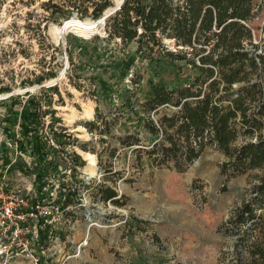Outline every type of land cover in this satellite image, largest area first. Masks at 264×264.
Returning <instances> with one entry per match:
<instances>
[{"label":"rangeland","instance_id":"1","mask_svg":"<svg viewBox=\"0 0 264 264\" xmlns=\"http://www.w3.org/2000/svg\"><path fill=\"white\" fill-rule=\"evenodd\" d=\"M47 1L0 0V89H33L52 112L50 122L57 119L65 134L76 140L62 151L53 149L49 158L54 169L48 172L50 185L42 200L60 208L58 197L63 200L70 189L77 201L55 215L54 237L49 239L48 233L41 239L53 243L42 261L236 264L235 256H250L249 248L235 246L241 232L227 231L223 223L248 198L257 171L226 179L219 169L224 157L211 149L181 172L171 162L153 164L145 153L149 147L143 129L128 116L127 109L119 108V97L128 96L132 77L139 76L144 88L147 61L135 56L134 43L121 48L115 40L105 46L104 30L87 36L73 30L55 35L53 26L66 19L51 21ZM111 3L102 16L118 2ZM244 5L250 13L248 24L260 37L264 0H245ZM71 17L92 20L79 19L75 13ZM12 108L13 100L0 104V132L13 127ZM88 109L92 110L89 119L84 116ZM72 112L77 119L71 124L68 117ZM88 123L93 127L88 128ZM77 126L80 131L75 130ZM43 128L37 127V131ZM136 132L139 142L121 147L119 138ZM74 155L85 164L80 166ZM88 155L94 156L93 174ZM99 186L114 189L121 205L101 201ZM259 214L264 220V209ZM236 249L243 253L239 255ZM2 259L0 256V264ZM11 264L32 263L15 257Z\"/></svg>","mask_w":264,"mask_h":264},{"label":"trees","instance_id":"2","mask_svg":"<svg viewBox=\"0 0 264 264\" xmlns=\"http://www.w3.org/2000/svg\"><path fill=\"white\" fill-rule=\"evenodd\" d=\"M244 1L123 0L105 19L104 44L118 40L126 48L134 43L135 56L147 61L144 88L139 76L132 77L119 108L127 109L143 129L149 147L145 153L153 164L171 162L181 172L211 149L224 157L219 169L226 179L257 171L248 198L231 210L223 226L241 232L235 246L249 248L250 256H235L236 264H264V220L259 214L264 209V27L257 37ZM45 5L50 20L58 23L74 13L79 19H99L112 3L48 0ZM137 133L120 137L121 147L137 144ZM50 139L61 151L76 143L71 135L54 130L21 142L22 151L35 157L26 172L35 174L39 191L54 169L48 158L55 149ZM77 163L85 164L80 158ZM97 191L101 201L121 205L114 189L99 186ZM57 200L64 210L77 201L75 191L67 189L64 199ZM45 232L49 239L55 235L47 224L39 230L41 239Z\"/></svg>","mask_w":264,"mask_h":264},{"label":"built area","instance_id":"3","mask_svg":"<svg viewBox=\"0 0 264 264\" xmlns=\"http://www.w3.org/2000/svg\"><path fill=\"white\" fill-rule=\"evenodd\" d=\"M99 19L94 20L95 25L100 23ZM100 24L99 30H104V41L107 37L105 20ZM10 100H13L10 112L13 114V127L0 132V256L3 264H11L15 257L29 260L32 264H48L41 257L47 256L53 243L47 239L43 242L39 230L45 224L52 226L61 204L59 208L42 200V193L50 183L46 177L45 186L41 191L37 189L35 174L26 172L35 164V157L31 152L22 151L21 142L32 141L36 134L43 132L65 133V130L60 128L57 119L50 122L48 118L52 112L33 89L0 92V104ZM37 127L44 128L38 132ZM48 142L54 148L58 147L52 139ZM45 236L48 237V232Z\"/></svg>","mask_w":264,"mask_h":264},{"label":"bare ground","instance_id":"4","mask_svg":"<svg viewBox=\"0 0 264 264\" xmlns=\"http://www.w3.org/2000/svg\"><path fill=\"white\" fill-rule=\"evenodd\" d=\"M120 0H117V2L119 3ZM117 3V4H118ZM105 12V11H104ZM99 22L102 23L101 18L99 19ZM64 23V24H63ZM61 23L60 25L57 26H53V28L51 29V32L55 35H61L63 34L65 31L68 30H73L75 33L79 34V35H90L94 32H97L99 29H101V24L98 23V25H95L94 22H87V21H79L76 18H69L67 20H64V22ZM100 24V25H99ZM76 114H74L72 112V114L68 117L69 118V123H74L76 118ZM84 116L86 118H92V110L88 109L85 111ZM76 131H80L81 127L77 126V128L75 129ZM87 156V155H86ZM85 156V157H86ZM94 157V156H93ZM92 155H88L87 159L89 160V170L91 172V174H93V169L91 168V166L94 163ZM89 220L91 221V216L89 215ZM84 246V242L81 243L78 247H77V251H80V248Z\"/></svg>","mask_w":264,"mask_h":264},{"label":"water","instance_id":"5","mask_svg":"<svg viewBox=\"0 0 264 264\" xmlns=\"http://www.w3.org/2000/svg\"><path fill=\"white\" fill-rule=\"evenodd\" d=\"M123 3V0H120L119 3L109 12V14L104 15L101 17L102 20H105L107 18L108 15L112 14L114 11H116L117 9H119L120 5ZM68 19V18H67ZM66 19V20H67ZM87 22H95L94 20H86ZM64 21H62L61 23H63Z\"/></svg>","mask_w":264,"mask_h":264}]
</instances>
